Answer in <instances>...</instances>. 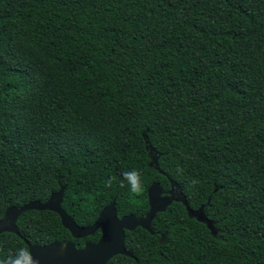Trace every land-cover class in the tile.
<instances>
[{"label":"trees","instance_id":"16d2710c","mask_svg":"<svg viewBox=\"0 0 264 264\" xmlns=\"http://www.w3.org/2000/svg\"><path fill=\"white\" fill-rule=\"evenodd\" d=\"M133 169L139 195L120 187ZM172 182L205 220L174 201L108 264H264V0H0V219L62 186L79 225L114 199L140 217ZM17 225L1 264L101 235L50 210Z\"/></svg>","mask_w":264,"mask_h":264},{"label":"water","instance_id":"95a60500","mask_svg":"<svg viewBox=\"0 0 264 264\" xmlns=\"http://www.w3.org/2000/svg\"><path fill=\"white\" fill-rule=\"evenodd\" d=\"M64 192L65 186H62L59 191L51 194L47 202L35 200L22 206L9 207L0 219V235L5 232L20 235L17 220L28 210L54 211L59 214L63 226L70 231L74 238H85L99 230L101 237L97 242L85 243L83 247H78L73 241H55L46 245H34L25 240L39 264H108L109 260L116 255L134 257L125 246L126 232L142 227L151 234H155L152 221L158 212L165 210L174 201L183 202L191 216L205 220L201 210L193 211L190 209L186 197L179 188L175 187L174 182H172V188L165 195H163L164 191L158 183H153L149 187L150 209L146 215L138 217L130 213L119 217L114 199L101 211L95 222L89 226L79 225L62 207ZM209 225L211 227V224Z\"/></svg>","mask_w":264,"mask_h":264},{"label":"clouds","instance_id":"9594fccd","mask_svg":"<svg viewBox=\"0 0 264 264\" xmlns=\"http://www.w3.org/2000/svg\"><path fill=\"white\" fill-rule=\"evenodd\" d=\"M180 171L182 172L183 169H180ZM122 177L123 180L120 183V187H124L125 182H127L131 193L139 195L143 192L144 185L141 180V173L138 170L133 169L131 171H124ZM113 179L114 178L108 180L107 187L112 186ZM197 183H199V181H192L193 185ZM4 264H39V261L32 255L29 248L22 247L17 249L14 255L10 254Z\"/></svg>","mask_w":264,"mask_h":264},{"label":"flooded vegetation","instance_id":"af4514ba","mask_svg":"<svg viewBox=\"0 0 264 264\" xmlns=\"http://www.w3.org/2000/svg\"><path fill=\"white\" fill-rule=\"evenodd\" d=\"M99 231H100V230H99ZM97 232H98V231H97ZM100 232H101V231H100ZM100 237H101V235H100ZM100 237H99V238H100ZM98 240H99V239H98ZM98 240H97V241H98ZM97 241H90V240H88V241H86L85 243H87V242H97ZM84 245H85V244H84ZM82 247H83V246H82Z\"/></svg>","mask_w":264,"mask_h":264}]
</instances>
